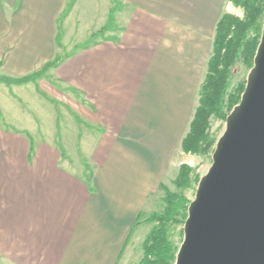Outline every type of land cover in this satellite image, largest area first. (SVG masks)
<instances>
[{
  "label": "crops",
  "instance_id": "0c3cea01",
  "mask_svg": "<svg viewBox=\"0 0 264 264\" xmlns=\"http://www.w3.org/2000/svg\"><path fill=\"white\" fill-rule=\"evenodd\" d=\"M108 1L120 21L109 36L71 50L35 81H0V264H139L144 255L149 234L132 240L134 228L158 212L146 211L233 3ZM77 4L0 0V77L54 60L60 21L67 32ZM61 115L63 139L81 138L72 153L55 141Z\"/></svg>",
  "mask_w": 264,
  "mask_h": 264
},
{
  "label": "water",
  "instance_id": "95a60500",
  "mask_svg": "<svg viewBox=\"0 0 264 264\" xmlns=\"http://www.w3.org/2000/svg\"><path fill=\"white\" fill-rule=\"evenodd\" d=\"M183 232L174 264H264V24Z\"/></svg>",
  "mask_w": 264,
  "mask_h": 264
},
{
  "label": "trees",
  "instance_id": "16d2710c",
  "mask_svg": "<svg viewBox=\"0 0 264 264\" xmlns=\"http://www.w3.org/2000/svg\"><path fill=\"white\" fill-rule=\"evenodd\" d=\"M236 6L244 9V17L232 13H225L217 24L214 40V53L208 61V72L201 86L200 105L190 124V131L182 141L183 150L187 153H197L203 147L207 139V131L210 127V118L213 114L225 116L221 110L222 96L226 92L228 78L238 63V54L242 50L243 60L253 66L254 56L260 42V18L264 17V0H230ZM256 30L254 34L250 32ZM104 31L100 29L98 32ZM95 32L92 36H97ZM240 51V52H239ZM67 55L59 54L54 60L46 63L38 71L23 77L1 76L0 80L10 84H24L37 80L51 67L56 66ZM245 89L244 84L230 95L229 107L233 108L241 99ZM213 142H206L204 149L209 148ZM192 170L189 164L180 166L179 174L175 180L177 186H183L188 182V176ZM177 197V201L173 200ZM164 212L152 213L148 220L157 222L144 241V255L139 264H174L178 247L169 239L166 223L175 222L177 215L187 217L188 199L184 196H175L167 190L164 197Z\"/></svg>",
  "mask_w": 264,
  "mask_h": 264
},
{
  "label": "rangeland",
  "instance_id": "374dc122",
  "mask_svg": "<svg viewBox=\"0 0 264 264\" xmlns=\"http://www.w3.org/2000/svg\"><path fill=\"white\" fill-rule=\"evenodd\" d=\"M75 0H68V5L71 6V3H73ZM109 1L105 0H78L77 7L73 14L71 15L69 26L67 32H65L64 29V17H62V21H60V39L58 42V45L61 46V49L59 50L60 54L68 55L71 50H75L79 46H83L86 44H90L93 38L97 36H92L95 32H98L100 29H104V31H101V35L109 36V31L114 29L115 26L119 27L120 21L118 15H115V10H112L111 15L109 16ZM230 11L232 14L244 17V9L241 6H236L234 3L230 7ZM115 15V16H114ZM115 17V18H114ZM260 34H262V28L264 24V17L260 18ZM256 30H253L250 32V35L254 34ZM99 33V32H98ZM98 34V36L100 35ZM64 42H70V47H67ZM65 45V46H63ZM74 46V47H73ZM77 46V47H76ZM59 49V48H58ZM241 51V52H240ZM238 54V63L232 70L231 76L228 78V84L226 88V92L222 96V102H221V110L224 115H226V118L228 114L232 111L233 108L229 107L230 104V95L234 93L240 85L246 86L247 77L249 74L250 69L252 68L251 64H247L243 60V52L240 50ZM203 71L197 80L196 83V91L195 92V101L193 104V107L186 113L185 121L182 128V134L180 136V141L184 139V137L189 133L190 131V124L194 118V115L200 105V93H201V86L204 83L206 79V75L208 72V65H204L202 69ZM3 81V80H0ZM6 82V81H3ZM8 83V82H7ZM10 84V83H8ZM16 84V83H12ZM197 84L198 87H197ZM11 85V84H10ZM4 85H0L2 87ZM11 91H15L17 93L18 87L10 89ZM1 92V91H0ZM6 92V91H4ZM2 92L0 93V95ZM19 94V93H18ZM6 97V96H4ZM13 97H17V94L13 93ZM32 97V96H31ZM241 100V99H240ZM1 101V100H0ZM240 102V101H239ZM238 102V103H239ZM237 103V104H238ZM57 104V103H56ZM4 104L0 102V109ZM28 105H32L31 103ZM26 109H29V107H26ZM32 111V110H31ZM59 112H63L62 110H59ZM21 118L25 116V119H27L26 114L20 115ZM226 118L223 115L220 114H213L210 118V127L207 131V139L201 143V147H203L199 152L197 153H187L183 150L182 142H179L178 144L174 145L172 147V152L170 154V162L169 166L166 169V175L164 176L163 181V187L158 190V202L156 201L153 205L154 210H150L151 208H147L146 212H152V211H158V212H164L165 209V201L163 197L167 195V190L170 191L175 196H184L188 199V201L191 202V200L194 199L196 189L198 182L200 178L207 172L208 168L210 167L212 163V154L216 147V142L218 138L222 135L226 128ZM66 119H64V116H60L59 124H58V139L55 140V136H53L54 140L57 142V144L60 147L66 148L68 153L74 152V149H78L81 147V138L77 140V143L75 146H73V143L68 142V140H64V135L66 133L65 128L61 127V122H65ZM80 127V126H78ZM46 131H43L44 135H48V126L45 127ZM54 130V128H53ZM73 132V135L77 137V128H73L71 130ZM42 132H40L41 134ZM213 142L212 145L209 148L204 149L206 142ZM189 164L192 167V170L188 176V182L183 186H177L175 184V180L179 174L180 166L182 164ZM155 200L154 197L150 198V205ZM173 200L177 201V197H174ZM189 202V203H190ZM188 203V205H189ZM146 210V209H145ZM187 218V217H186ZM178 221H171L166 223L167 233L169 236V239L172 241V244L175 247L180 246V244L183 241V226L185 222V218H183L182 215H177ZM158 226L157 222H148L144 223L143 225L139 226L138 228H134L133 231V237L132 240H134L135 235L139 234L142 237H145L147 234H149L154 228ZM136 264V263H134Z\"/></svg>",
  "mask_w": 264,
  "mask_h": 264
}]
</instances>
